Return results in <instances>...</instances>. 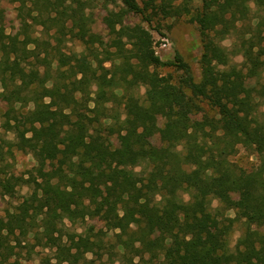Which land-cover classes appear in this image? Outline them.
I'll use <instances>...</instances> for the list:
<instances>
[{"label": "trees", "instance_id": "trees-1", "mask_svg": "<svg viewBox=\"0 0 264 264\" xmlns=\"http://www.w3.org/2000/svg\"><path fill=\"white\" fill-rule=\"evenodd\" d=\"M99 2L106 35L93 27ZM194 2L32 0L42 36L10 37L0 20L1 127L14 134L0 136V194L30 188L0 215V264H21L31 238L53 250L42 264H264V233L253 229L264 225V0ZM253 6L240 66L207 39H224ZM131 15L159 33L161 20L190 16L204 38L201 80L180 54L163 60L152 28ZM53 27L56 42L44 37ZM67 36L82 50L66 52ZM204 104L214 114L197 117ZM240 145L256 154L255 168L232 160ZM15 150L36 161L28 177L9 174ZM233 194L235 217L214 209ZM96 218L105 228L93 236L66 226ZM239 221L247 230L232 247Z\"/></svg>", "mask_w": 264, "mask_h": 264}, {"label": "rangeland", "instance_id": "rangeland-1", "mask_svg": "<svg viewBox=\"0 0 264 264\" xmlns=\"http://www.w3.org/2000/svg\"><path fill=\"white\" fill-rule=\"evenodd\" d=\"M202 0H195L194 5L200 7ZM33 8L32 0H27L26 2H21L20 0H0V20L5 26V31L10 37H23L24 33L29 31L34 35H41L43 31L42 25H35L30 16L31 10ZM110 8H113L110 5ZM95 23L93 25L94 30L102 35L107 34V30L104 24V19L107 14V10L104 8V5L99 2L93 9ZM257 15V12L253 6V11L250 14L249 19L245 22H239L237 28L233 29L224 39H214V37H209L207 41L215 46L217 40L220 44L228 49L231 62L234 64L242 65L243 57L238 53V44L241 40V37L247 32L250 31L251 23H256L254 16ZM56 18V17H54ZM130 23H142L146 27H156L157 23L154 22L152 26H149L146 22L142 21L140 16L131 15L128 18ZM161 32L153 30L152 33L155 38V49L157 54L163 60L175 59L176 54H180L185 62H187L194 73L196 81L201 80V65L200 57L203 53V44L204 38L201 36V33L198 29L196 23L192 22L190 16H184L179 19L167 18L160 21ZM56 27L50 29V33H45L44 37L56 42V39L53 37ZM64 50L68 53L79 52L82 50V45L77 40H69L67 36L66 41L63 45ZM163 74H172L174 80H178L180 72L175 71L172 68H163L160 69ZM248 88L252 93H255L256 89L259 88V83L255 79L247 81ZM145 94V88L141 87L139 89L138 95L143 99ZM1 104V103H0ZM6 110V106L0 105V136L5 137L6 139L14 140V134L9 132L6 133L1 127L2 122V113ZM260 111L264 112V103L260 107ZM204 114H214L212 109L203 105L200 108L199 114L197 117H202ZM165 119L163 116L158 117L152 123V133L151 140L155 144H160V133L164 129ZM116 143V142H115ZM8 157L7 159H9ZM232 160L240 167L251 170L255 168L258 164V158L252 150L247 149L246 147L240 145L238 152L232 157ZM11 166L8 168L9 174H14L16 176H25L28 177L30 172L34 171L36 166V161L33 156L29 153L15 150L13 158H10ZM141 167L138 168L140 170ZM4 175V174H3ZM30 192L28 186H16L15 191L9 195L0 194V215H4L8 209H13L15 205H18L20 201L24 199V196ZM189 196L184 194V199L188 200ZM235 200H238V196L233 194L229 198V202L224 204L218 200L213 202L214 209L221 208V211L224 212L227 216L235 217L236 212L234 208ZM66 226L70 230L77 231L79 233H84L89 236L95 235L97 231L104 229L103 222L99 219H87L83 224L71 225L69 222H66ZM259 229L264 233V225L261 227H256L253 229ZM247 230V226L243 221L237 222L232 230L230 235V243L232 247L235 246L238 238ZM34 244V245H33ZM30 246H34L32 252H28V249L23 251V259L21 264H42L41 260L45 256H52L53 250L50 248H45L42 245H37V242L34 238L30 239ZM116 264H119L118 262Z\"/></svg>", "mask_w": 264, "mask_h": 264}]
</instances>
